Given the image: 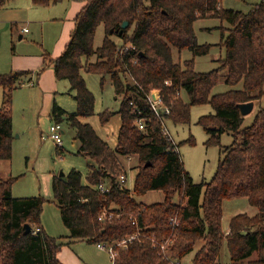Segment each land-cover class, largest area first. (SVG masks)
I'll list each match as a JSON object with an SVG mask.
<instances>
[{
	"label": "trees",
	"instance_id": "trees-1",
	"mask_svg": "<svg viewBox=\"0 0 264 264\" xmlns=\"http://www.w3.org/2000/svg\"><path fill=\"white\" fill-rule=\"evenodd\" d=\"M5 1L0 0V8ZM83 1L62 52L55 58L45 54L42 60L52 65L57 80L67 82V92L76 104L73 112L53 104L51 116L55 123L74 130L77 154L87 160L85 181L74 168L51 178L53 200L67 237L112 244L136 234L126 249L114 247L111 264L180 263L191 252V264H216L223 241L228 264H264V106L258 105L251 124L244 127L238 108L239 103L255 104L264 95V0L247 11L223 8L221 0ZM33 2L47 4L49 0ZM205 18L225 21L230 28L220 41L225 54L219 66L197 72L194 57L207 54L211 44L198 43L193 25ZM124 21L127 25L121 28ZM100 24L104 36L95 48ZM173 49L179 54L189 50L192 58L175 62ZM31 72L0 74V161L11 158V92ZM83 72L98 74L100 85L108 77L114 98L120 100L113 148L80 120L94 113V95ZM221 79L240 88L211 94ZM151 90L159 92L170 109L168 115L159 118L150 109L146 97ZM200 104L214 110L197 120L207 134L205 145L221 147L224 132H230L233 140L221 149L224 156L211 180L195 183L179 152L183 142L194 144V138L190 135L176 143L171 134L163 133L162 126L167 121L187 124L191 106ZM113 113L107 109L99 113L100 124H106ZM139 118L144 129L138 128ZM132 157L136 158L132 188L120 187L119 177L127 175L121 158ZM13 182L11 176L0 177V264H63L57 257L61 243L40 225L45 198L13 197ZM99 184L108 186V191H101ZM152 190L163 194L160 202H137L136 197ZM232 198H245L256 212L233 215L225 232L222 202ZM25 224L30 227L27 232Z\"/></svg>",
	"mask_w": 264,
	"mask_h": 264
},
{
	"label": "rangeland",
	"instance_id": "rangeland-1",
	"mask_svg": "<svg viewBox=\"0 0 264 264\" xmlns=\"http://www.w3.org/2000/svg\"><path fill=\"white\" fill-rule=\"evenodd\" d=\"M80 0H58L52 3L35 4L33 0H7L0 8V74H8L18 70H31L17 81L11 92L12 139L11 158L0 161V177L11 176L14 182L11 186L13 197L43 196L45 202L40 213V225L49 236L57 237L61 243L57 253L63 264H111L107 250L97 248L95 243L85 240L68 238V230L64 226L59 209L53 200L51 178L53 175L66 174L74 168L80 171L85 181L86 158L77 154L78 141L74 139V130L61 122L62 140L56 149V143L50 137L49 127L55 122L51 116L53 104H57L68 112L76 109V104L68 94V84L65 80H57L52 65L42 63V54L53 56L54 46L60 36L67 9L73 2ZM260 0H221L223 8L247 11L250 6ZM15 24V25H14ZM26 28L27 32L21 29ZM229 24L217 18L197 19L193 29L199 44L208 43L211 47L207 54L194 57L193 68L197 72H207L219 66V60L224 57V46L220 45L222 38L228 34ZM22 34V39L19 35ZM104 36V28L100 24L95 31L93 45L98 47ZM119 43L116 36H112ZM58 56V55H57ZM50 57V56H49ZM175 62L182 63L191 59L189 50H182L180 54L172 50ZM94 58H91L93 60ZM39 71V72H38ZM38 73V74H37ZM87 88L94 95V113L82 117V122L89 123L98 136L107 141L110 147H115L116 136L120 125L118 110L120 100L114 98L113 87L108 77L100 85L98 74L83 72ZM240 85L229 86L223 79L212 88L211 94L224 92ZM182 98L187 97L182 93ZM3 101V91L0 87V105ZM258 105L264 106L263 97L254 104L253 109L244 115L242 127L251 124ZM114 112L109 121L101 125L98 114L104 110ZM209 104L193 105L190 109V120L187 124H173L167 121V126L176 143L186 140L190 135L195 143L183 142L179 146L184 168L195 183L209 182L216 170L218 160L224 156L222 148L232 143L230 132L220 135L217 145L206 146L207 134L197 123L199 116L213 113ZM127 171V188L133 185L136 158H121ZM163 194L152 190L136 197L137 202L150 204L160 202ZM256 209L250 206L245 198L225 199L222 202L221 225L223 231L228 227L229 219L238 213L254 214ZM197 242L194 249L198 247ZM192 252L182 260L184 264H191ZM255 258L253 254L251 259ZM229 252L226 243L220 245L216 264H228ZM246 264V262L240 263Z\"/></svg>",
	"mask_w": 264,
	"mask_h": 264
},
{
	"label": "built area",
	"instance_id": "built-area-1",
	"mask_svg": "<svg viewBox=\"0 0 264 264\" xmlns=\"http://www.w3.org/2000/svg\"><path fill=\"white\" fill-rule=\"evenodd\" d=\"M126 48H128V46ZM165 83L167 84L168 81H165ZM146 98H147V102H148L150 109L153 111V113L157 117L160 118L170 113L169 107L165 106L162 103V98L157 90H151L150 92H148ZM137 125L139 129H144V123L142 119L139 118L137 120ZM162 131L164 134L170 135V132L166 124H163ZM49 132H50V137L54 140V142L56 144H61L62 142L60 138L61 125L59 123H54L53 125L49 127ZM118 182L120 184V187H124L125 185L127 186V175H121L118 179ZM98 188L101 191H104V190L108 191V186H104L103 184H99ZM136 236H137L136 234H132V235H129L126 239L121 240L120 242H116L112 244L108 242L107 243H97L96 246L99 249L107 250L110 260H114L116 256V251L114 247L126 249L128 243L131 242L133 239H135ZM170 264H184V263L183 262L178 263L177 261H171Z\"/></svg>",
	"mask_w": 264,
	"mask_h": 264
},
{
	"label": "crops",
	"instance_id": "crops-1",
	"mask_svg": "<svg viewBox=\"0 0 264 264\" xmlns=\"http://www.w3.org/2000/svg\"><path fill=\"white\" fill-rule=\"evenodd\" d=\"M6 2H7V0L5 1V4H6ZM83 3H84V1L80 0L79 2H76V3L73 2L70 5V7L67 9V14L65 15V18H63L64 19L63 25H62V28L60 30V36H59V38H58V40H57V42L55 43V46H54L55 52L53 53V56L50 55L49 53H44V54H42L43 56L46 54V55H50L51 58H55L57 55H59L62 52V50L64 49L65 44L67 43V41L69 39L70 32L73 29L74 17L77 14V12L80 10V8L82 7ZM21 31L22 32H27V29L26 28H22ZM22 37H23V35L20 34L19 35V39H22ZM43 56H42V60H43ZM23 70H27V69H23ZM49 72L53 73V70L50 69ZM63 129L64 128L61 126V133L63 132ZM227 230H228V228L226 229L225 232H227ZM59 260L62 261L61 259H59Z\"/></svg>",
	"mask_w": 264,
	"mask_h": 264
},
{
	"label": "water",
	"instance_id": "water-1",
	"mask_svg": "<svg viewBox=\"0 0 264 264\" xmlns=\"http://www.w3.org/2000/svg\"><path fill=\"white\" fill-rule=\"evenodd\" d=\"M126 25H127V23L124 21V22L121 24V28H124ZM253 106H254L253 101H249V102H244V103H239V104H238V108H239V110H240V113H241V115H243V116H244L245 114L249 113V112L253 109ZM148 164H149V163H148ZM148 164H146V165H148ZM61 175H63V173H61ZM61 175H60V176H61ZM24 229H25L26 232L29 231V230H30L29 225L25 224V225H24Z\"/></svg>",
	"mask_w": 264,
	"mask_h": 264
}]
</instances>
